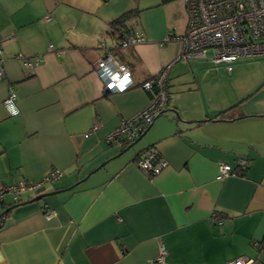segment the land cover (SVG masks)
<instances>
[{"label":"crops","instance_id":"0c3cea01","mask_svg":"<svg viewBox=\"0 0 264 264\" xmlns=\"http://www.w3.org/2000/svg\"><path fill=\"white\" fill-rule=\"evenodd\" d=\"M186 23L184 0H0V184L63 171L39 201L35 190L5 196L0 264H264V55L231 73L175 62L164 114L126 151L133 140L108 139L149 106L142 84L182 53L165 40ZM129 27L145 40L121 47ZM105 48L131 70L123 92L106 93L96 72ZM10 88L16 115L4 105ZM148 148L169 162L155 176L135 164ZM221 162L237 174L218 179Z\"/></svg>","mask_w":264,"mask_h":264},{"label":"built area","instance_id":"2783aa9c","mask_svg":"<svg viewBox=\"0 0 264 264\" xmlns=\"http://www.w3.org/2000/svg\"><path fill=\"white\" fill-rule=\"evenodd\" d=\"M187 11L185 32L178 36H167L165 41L176 40L183 44V51L172 62L164 65L151 79L142 86L150 92V104L134 118L125 120L108 137L110 140L131 142L141 135L156 117L168 108L169 74L175 62L188 61L195 58L208 59L214 64L225 63L226 70L231 73L232 63L239 59L264 55V0H184ZM145 40L141 34H126L118 40L121 47H129ZM51 48L53 45L50 46ZM106 52L97 64V74L112 92H123L133 85L131 70L128 65L120 62L114 51L105 48ZM3 51L0 46V80L4 76ZM23 58L22 55H19ZM31 64L29 59H25ZM17 94L10 88L4 100L7 110L16 115L19 109L16 104ZM99 128L98 124L93 130ZM122 143V142H121ZM135 164L146 170L149 176L159 174L169 162L155 148L141 152L135 158ZM248 165L245 158H239L237 166L244 170ZM237 172L229 162L219 164L217 178L224 179ZM63 177L60 168H54L41 179L33 182L20 181L14 184H0V220L7 194H13L17 199L22 193L35 190L42 191L46 185ZM57 214L54 209H45V217L51 219ZM157 261L164 263L166 250L161 247ZM251 259L237 258L227 264H251Z\"/></svg>","mask_w":264,"mask_h":264},{"label":"water","instance_id":"95a60500","mask_svg":"<svg viewBox=\"0 0 264 264\" xmlns=\"http://www.w3.org/2000/svg\"><path fill=\"white\" fill-rule=\"evenodd\" d=\"M105 92L108 93V92H110V90L106 89ZM166 110H167V109H166ZM166 110H165V111H166ZM163 114H164V113H163ZM163 114H161V115H163ZM161 115H160V116H161ZM178 119H179L180 121H183V119L181 118L180 115H178ZM150 128H151V125H149V126L147 127V129H146L141 135H139L137 138H135V139L133 140V142L130 143L129 146L125 149V151H126L127 149L131 148L132 146H134L137 142H139V141L141 140V138L147 133V131L150 130ZM55 193H57V191H54V192H47V193H40L38 196H36V197L34 198V200H35V201H39V200L43 199L44 197H46V196H48V195L55 194ZM8 212H9V209L3 211V212L1 213V219H4V218L6 217V214H7Z\"/></svg>","mask_w":264,"mask_h":264},{"label":"trees","instance_id":"16d2710c","mask_svg":"<svg viewBox=\"0 0 264 264\" xmlns=\"http://www.w3.org/2000/svg\"><path fill=\"white\" fill-rule=\"evenodd\" d=\"M164 2H168V1H172V0H163ZM113 26L114 27H116V28H121V27H125V17H122V18H120L119 20H116L114 23H113ZM129 29H130V27L129 28H126L125 30H124V32L121 34V36L119 37V39L121 38V37H123V36H125L126 34H132V32H131V29H130V31H129ZM232 109V108H231ZM148 149H150V148H148ZM147 150V149H146ZM140 154V153H139Z\"/></svg>","mask_w":264,"mask_h":264},{"label":"rangeland","instance_id":"374dc122","mask_svg":"<svg viewBox=\"0 0 264 264\" xmlns=\"http://www.w3.org/2000/svg\"><path fill=\"white\" fill-rule=\"evenodd\" d=\"M144 151H145V150H144ZM142 152H143V151H142ZM138 155H139V154H138ZM138 155H137V156H138ZM41 192H42V191L38 192V194H40Z\"/></svg>","mask_w":264,"mask_h":264}]
</instances>
